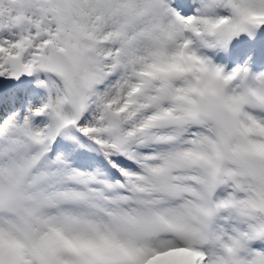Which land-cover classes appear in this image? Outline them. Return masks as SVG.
Here are the masks:
<instances>
[{
	"label": "snow or ice",
	"instance_id": "obj_1",
	"mask_svg": "<svg viewBox=\"0 0 264 264\" xmlns=\"http://www.w3.org/2000/svg\"><path fill=\"white\" fill-rule=\"evenodd\" d=\"M0 264H264V0H0Z\"/></svg>",
	"mask_w": 264,
	"mask_h": 264
}]
</instances>
